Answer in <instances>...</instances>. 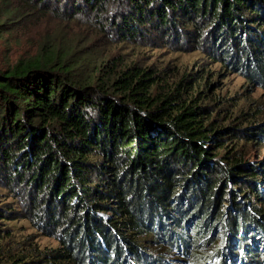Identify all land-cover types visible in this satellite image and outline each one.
Segmentation results:
<instances>
[{"label":"trees","instance_id":"16d2710c","mask_svg":"<svg viewBox=\"0 0 264 264\" xmlns=\"http://www.w3.org/2000/svg\"><path fill=\"white\" fill-rule=\"evenodd\" d=\"M1 2V23L22 17L21 8L80 20L118 41L186 38L194 49L207 35L213 62L264 88V0ZM62 42L44 38L0 68V173L28 190L35 224L52 228L60 246L37 251L38 264H169L177 246L191 248L190 264H264V215L244 203L264 200V168L232 151L217 159L227 129L209 123L195 90L179 99L184 79L167 90L150 68L121 70ZM251 131L244 136L264 140V128ZM153 238L160 248L151 259L138 243Z\"/></svg>","mask_w":264,"mask_h":264},{"label":"rangeland","instance_id":"374dc122","mask_svg":"<svg viewBox=\"0 0 264 264\" xmlns=\"http://www.w3.org/2000/svg\"><path fill=\"white\" fill-rule=\"evenodd\" d=\"M16 1L18 0H6L12 4H17ZM2 8L5 7L0 0V9ZM50 8L48 7V10ZM19 11L22 17L17 16L9 19L10 21L0 22V68L12 63L20 55L33 52L34 47L42 43L44 38H51L52 42L59 45L63 43L62 40L64 45L76 43L77 50L81 52L90 50L98 62L105 63L113 59L118 63L116 67L121 70L132 64L143 69L150 68L165 81L163 86L167 90L173 89L179 80L184 79L182 85L186 87L177 88L179 99H186L189 89L195 90L191 99L207 110L209 123H213L216 129H227L222 139L224 149L212 151L217 159L232 151L241 164L260 168L259 170L264 168V140L255 141L249 136H244L250 134L253 128H264V88L258 82L247 81L244 73L227 69L220 65V62H213L220 60L218 55L214 54L215 51L209 48L207 35L203 34L204 37L195 43L194 49L191 39L188 41L186 38L183 39L186 43H182L183 40L177 43L168 38L118 41L108 32L101 33L93 26L83 25L80 20H59L49 12L24 15L21 8ZM189 79H195L194 86ZM152 91L159 94L160 89L155 86ZM206 148L213 149L212 144H207ZM262 178V185L259 184L264 188V170ZM242 199L241 196L240 202ZM244 203L247 208L251 206L248 210L255 207L262 210L264 215V200L254 201L250 196L246 197ZM34 215L28 190H24L22 184L9 185L0 173V264H12L17 259L25 262L35 260L33 264H38L39 258L35 257L37 251L60 247L53 237L55 232L52 228L45 229L43 225L35 224ZM190 218L192 217L189 216ZM257 219L262 220L259 214ZM219 230L218 228L213 235L216 245H220V248L224 238L218 234ZM186 235L191 238L190 234ZM138 245L149 250L151 259L156 253L154 249L160 248L158 238L145 239ZM177 247L167 250L168 256L165 255L164 258H170L169 264L193 262L189 246ZM203 248L208 250L211 246L208 244ZM262 251L264 253V250ZM228 263L232 262L227 261L226 264ZM247 263L249 257L246 263L243 262ZM201 264H209L208 259Z\"/></svg>","mask_w":264,"mask_h":264}]
</instances>
